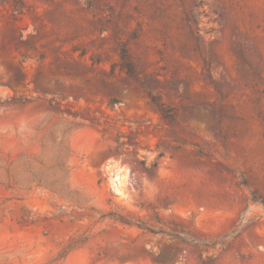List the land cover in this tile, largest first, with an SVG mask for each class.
<instances>
[{
    "label": "rangeland",
    "instance_id": "374dc122",
    "mask_svg": "<svg viewBox=\"0 0 264 264\" xmlns=\"http://www.w3.org/2000/svg\"><path fill=\"white\" fill-rule=\"evenodd\" d=\"M0 264H264V0H0Z\"/></svg>",
    "mask_w": 264,
    "mask_h": 264
}]
</instances>
